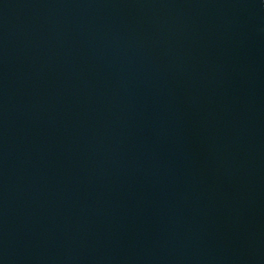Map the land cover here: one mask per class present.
Segmentation results:
<instances>
[{
	"label": "water",
	"instance_id": "obj_1",
	"mask_svg": "<svg viewBox=\"0 0 264 264\" xmlns=\"http://www.w3.org/2000/svg\"><path fill=\"white\" fill-rule=\"evenodd\" d=\"M0 264H264V0H0Z\"/></svg>",
	"mask_w": 264,
	"mask_h": 264
}]
</instances>
